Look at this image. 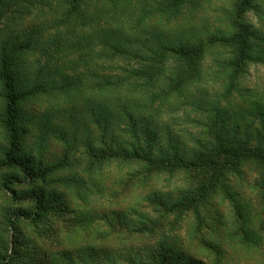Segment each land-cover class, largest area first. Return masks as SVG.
Masks as SVG:
<instances>
[{
    "label": "rangeland",
    "instance_id": "374dc122",
    "mask_svg": "<svg viewBox=\"0 0 264 264\" xmlns=\"http://www.w3.org/2000/svg\"><path fill=\"white\" fill-rule=\"evenodd\" d=\"M241 4L83 0L80 12H71L66 0H0L9 33L36 43L21 59L49 63L53 70L67 64L68 73L84 75L67 92L25 94L11 169L2 167L9 138L0 111V264H160L156 251L161 247L173 264H264V237L255 235L264 210L256 208L251 166L229 171L203 203L183 211L175 202L186 193L187 180L200 184L213 176V169L153 173L145 157L130 153L150 141L154 159L189 158L186 152L201 150L198 142L210 148L216 108L226 111L223 118L233 126L240 114L235 109L246 112L253 103L264 104V58H256L264 45L250 51L255 59L246 62L235 82L225 65L233 59L229 49L205 52L196 64L174 57L161 64L153 55L163 38L173 42L176 36L189 44L232 24ZM251 7L243 21L253 26L259 42L264 39V0L252 1ZM115 41L127 52L113 51ZM95 72L125 75L127 83L98 88L87 77ZM226 94L230 99H224ZM118 98L120 113L127 105L122 98H135L141 106L125 109L119 123L95 120L92 106ZM262 112L254 105L238 133L252 138L264 133ZM39 197L45 200L44 211L37 210ZM231 198L240 208L238 221Z\"/></svg>",
    "mask_w": 264,
    "mask_h": 264
},
{
    "label": "trees",
    "instance_id": "16d2710c",
    "mask_svg": "<svg viewBox=\"0 0 264 264\" xmlns=\"http://www.w3.org/2000/svg\"><path fill=\"white\" fill-rule=\"evenodd\" d=\"M70 6L71 12H80L83 0H66ZM180 1V0H175ZM254 0H242L241 6L236 8L235 15L232 16L230 21H233L230 25H225L218 28L215 31H209L205 36L198 38L197 42H189V44L183 43L182 40L176 39L174 36L173 42L170 39H162L157 46V50H154L153 55H158L161 64L162 59L169 57H174L181 59L186 62H191L196 64L198 59L202 57L203 53L210 50H220L225 49L233 52L231 62L225 63L228 68L231 67L233 70V76L231 78L232 82L236 81L238 74L242 72L243 67L246 62L253 58L250 51L257 46L264 45V39L255 42V35L253 33V26H251L247 21H243L246 15L252 11L251 2ZM178 5V4H174ZM70 15V11L66 13L67 18ZM6 26L3 27V24ZM9 24V18H6L5 10L0 6V111H2L3 116L1 119V126L6 131L9 138V149L6 150L5 161L2 167L11 169L16 166L15 156L18 153L19 148V132L17 125L20 119L19 104L22 101L26 93H44L47 91H61L67 92L74 87L82 83L84 75L80 73H68L66 70L67 64L64 66H57L56 70L51 69L48 65H40L38 60L33 62L29 58L21 59L20 54L25 50L33 51L36 48V43L30 36H27L25 42L21 41L23 34L17 33V36L9 33L7 26ZM12 35V36H11ZM173 37V36H172ZM253 38V40H251ZM176 42L175 46L172 43ZM113 51H119L126 53L125 46L121 42L115 41L113 44L110 43ZM259 52V51H258ZM256 53V58L261 61V56L264 58V50ZM119 53V54H122ZM155 59V58H153ZM255 59V58H253ZM49 61V60H48ZM160 64V61H158ZM161 68L158 69L156 75L159 73ZM41 72L46 74L45 77H41ZM143 73V72H142ZM41 77V78H40ZM88 78L92 79L96 87H116L127 83L126 76L104 75L100 76L98 73H93ZM231 82V83H232ZM241 85V84H238ZM225 100L230 99L228 94L224 97ZM125 105L121 109V113L127 108H135L141 106L138 104L137 99L133 98L125 101L122 98ZM157 98L151 100L155 102ZM119 98L115 100H107L106 107L98 103V108L92 106V116L100 122L101 120L108 124L111 120H115L117 123L120 122ZM97 103V102H96ZM2 105V106H1ZM256 106H260L264 110V104L253 103L250 108L239 112V119L230 124L229 118L224 119L223 115L226 111H221V108H216L214 111L215 121L209 128V136L212 139L210 148L207 145L198 142L199 148L201 150H191L186 152L185 155H190L189 158L184 155L165 156L161 155V158H152L149 156V150L153 147L152 143L149 141L144 148H136L134 157H145L148 164L153 167L149 168L150 172H170L172 174L180 173L183 174L187 171L193 172V170H211L214 171L213 176L209 179H205L200 184H196L195 181L198 180H187L189 183L186 193L180 194L181 199L175 202L177 208L183 211H190L197 208L201 203H203L207 197L208 193H214L220 184V179L223 178L225 174L229 171H238L241 166L247 165L251 166L255 173L254 188L257 192L255 194L256 208L264 210V133H260L254 138L250 134L245 133L244 137L239 134L248 123L249 111ZM109 108L111 110H109ZM153 108V105L152 107ZM263 116H264V112ZM131 121L134 120L132 115H129ZM241 120V121H240ZM217 121V122H216ZM215 129V130H214ZM227 134V136H221V132ZM223 134V135H224ZM150 137V136H149ZM251 143L253 145H251ZM148 146V147H147ZM147 147V148H146ZM127 154V152H126ZM115 156L113 155L112 158ZM106 156L104 157V159ZM164 201L163 199H160ZM37 210L44 211L45 200L42 197L36 199ZM231 208L237 214L233 220L238 221L240 218L239 212L240 208L233 198L230 200ZM38 219L41 215L37 214ZM37 220V219H35ZM240 221V220H239ZM201 222V221H200ZM258 222V237H264V220L262 216H259ZM238 223V222H237ZM235 232V230H234ZM237 235H243L245 239H249L247 234L238 230ZM153 246L149 249L153 251ZM166 250L161 247L160 250L156 251V256L161 261L160 264H173L174 262L168 263V257L165 254ZM10 258V256H9ZM4 264H12V261Z\"/></svg>",
    "mask_w": 264,
    "mask_h": 264
}]
</instances>
